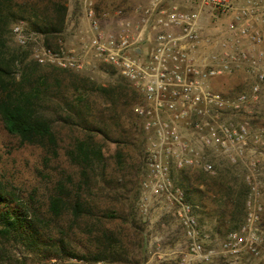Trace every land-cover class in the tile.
<instances>
[{
  "label": "rangeland",
  "instance_id": "rangeland-1",
  "mask_svg": "<svg viewBox=\"0 0 264 264\" xmlns=\"http://www.w3.org/2000/svg\"><path fill=\"white\" fill-rule=\"evenodd\" d=\"M64 1L68 11L65 29L59 36L60 47L57 52L53 53L45 49L42 37L22 21L11 26L8 48L28 53L26 61L33 60L42 66L71 70L88 77L100 86L107 87L126 82L115 67V71L111 73L112 68L102 66L104 62L95 57L93 53L88 52L87 43L90 32L85 16L87 9L85 0ZM146 3L147 0H95L93 6L96 15L108 14V17L102 19L104 27L114 29L116 25L113 18L114 9L126 10L128 17L134 20L133 22H137L130 11L135 6ZM16 26L20 29L17 33L14 31ZM72 58L77 60L78 68L69 66V61ZM243 71L245 79L240 84H235L231 90H226L225 86H220L221 88L217 89L219 83L223 85V80L218 81L220 76L211 80L210 84L214 90L224 91L233 96L248 92L253 78L249 77L245 70ZM239 79L241 76L237 78L235 75L234 80L238 81ZM60 95L72 102L77 99V94L71 92L70 88L63 87ZM57 102L54 100V104ZM138 102L139 97L132 101L128 97L126 101H121L122 104L113 106L95 93L87 95L83 108L84 113L90 129L103 131V134L94 136V141L102 147L106 164L102 175H99L98 172L96 175H88L90 176L89 186L82 184L84 178L80 175L78 167L71 164L67 157V151L73 148L77 139L87 137V132L85 133L74 124L67 126L58 120L57 116L61 113L54 104L50 103L52 108L47 109L49 111H44V114L54 121L53 125L58 138L56 155L47 153L38 146L20 144L16 137L5 130L0 120V185L20 200L29 202L41 214H47L49 197L56 192L58 183L65 185L66 190L70 191V195L73 197L78 192V188L83 185L80 194L92 205L95 215L82 221L79 226H73L68 232L69 240L77 255L88 254L94 250L95 235L104 227L113 231L127 246L130 257L138 261L128 264H264V250L260 258L247 254L239 259L218 255L211 261H201L191 256L184 229L165 197H153L142 190V183L147 179L148 136L139 128L140 122L132 112L133 105ZM55 108L56 113L53 111ZM221 120H230L234 123L246 121L250 126L251 133H257L263 129L264 88L259 94L258 100L248 103L243 112L223 113ZM180 130L184 139L195 141L197 134L192 129L181 123ZM253 146L255 147L253 154H248L243 161L236 163L230 162L217 149L203 147L200 149V153L205 160L212 164V172L196 167L189 168L191 170L187 173L191 178H196L201 174L207 181L222 174L234 191H238L242 185H246L248 190L244 197L245 214L242 223L237 228L246 221L249 213L247 202L250 200L251 188L247 176L254 177L255 183L264 196V144H253ZM118 150L124 156L121 166L117 164L116 152ZM181 170L171 167L173 186L183 192L185 201L192 206L198 221L200 237L203 239L204 235L208 236V238H204V245L218 248L219 243L231 232V227L229 224H222L218 221L219 213L222 210L220 206L213 203V197L211 198L209 194L201 196L200 192H192L195 184L190 185L189 182L193 183L194 179L188 182L180 172ZM196 188L206 192L203 186H196ZM217 190L215 189V191ZM131 203L133 206H130ZM110 209L117 210L121 218L113 220L106 218L105 211ZM227 209L228 207L224 210ZM129 212L135 215L138 230L122 219L127 217ZM259 216L260 226L264 232V205ZM69 224L70 217L67 214H63L61 218L54 219L52 222V226L55 228L67 229ZM85 225H93L94 232L87 233ZM137 242L143 245L142 250L137 247ZM11 252L14 255L11 264H61L68 260L52 258L40 261L34 256H27V254L21 256L22 252H18L14 248L11 249ZM24 256L25 259H23Z\"/></svg>",
  "mask_w": 264,
  "mask_h": 264
},
{
  "label": "built area",
  "instance_id": "built-area-1",
  "mask_svg": "<svg viewBox=\"0 0 264 264\" xmlns=\"http://www.w3.org/2000/svg\"><path fill=\"white\" fill-rule=\"evenodd\" d=\"M95 0H85L89 23L88 52L115 67L138 93L139 102L132 112L148 136L147 179L142 190L153 197H165L184 229L191 256L211 261L218 255L239 259L247 254L262 257L264 232L260 213L264 196L252 175L247 176L251 188L246 221L223 239L218 248L206 247L192 206L172 183L171 167L202 168L212 172V164L200 153L203 147L221 151L236 163L253 154V144H264V128L251 133L246 121L221 120L223 113L243 112L256 101L264 88V3L258 0H147L130 13L116 8L114 29L102 24L96 15ZM206 19L208 23H202ZM216 30L219 51L200 50L212 35L203 29ZM14 31H20L16 26ZM244 40L258 49H238ZM139 51V52H137ZM42 61V60H41ZM77 60L69 61L78 68ZM253 78L248 92L233 96L211 87V80L240 68ZM197 134L195 141L184 139L180 124ZM253 197V198H252ZM262 200V202H259ZM61 264L87 263L68 259Z\"/></svg>",
  "mask_w": 264,
  "mask_h": 264
},
{
  "label": "trees",
  "instance_id": "trees-1",
  "mask_svg": "<svg viewBox=\"0 0 264 264\" xmlns=\"http://www.w3.org/2000/svg\"><path fill=\"white\" fill-rule=\"evenodd\" d=\"M67 11L64 0H0V120L5 130L16 137L20 144L38 146L47 153L56 155L58 138L54 121L44 111H49L47 109L52 108L50 103L54 104V100H57L54 105L61 113L57 119L67 126L74 124L87 132V137L77 139L73 148L67 151V157L71 164L78 167L84 178L82 184L89 186L88 175H96V172L102 175L106 164L102 147L94 141V136L103 134V131L90 129L84 113L87 95L95 93L111 105L117 106L128 97L131 101L138 98V93L127 81L107 87L100 86L71 70L42 66L33 60L26 61L28 53L8 48L11 26L22 21L42 37L45 49L57 52L60 47L59 36L65 29ZM102 66L112 68L111 73L115 71L111 65L103 63ZM63 87L70 88L71 92L77 94L75 102L60 95ZM56 108L53 109L54 113ZM139 128L143 132L141 125ZM116 158L117 164L121 166L124 156L120 150L116 152ZM189 170L191 169L186 168L180 172L188 182L194 179L193 183L189 182L190 185L195 184L192 192L213 197V203L222 210L218 221L229 224L231 231L236 230L245 214L246 185L234 191L222 174L207 181L201 174L191 178L187 174ZM82 186L73 197L65 185L58 183L56 192L49 197L47 214H41L29 202L20 200L0 185V264H11L13 248L22 252L21 256L27 254L40 261L79 258L89 262L137 263V260L130 257L122 240L104 227L95 235L92 252L77 255L73 250L68 232L73 226H79L82 221L95 215L92 205L80 194ZM196 186H203L206 192ZM130 206H133L132 203ZM223 207L228 209L224 210ZM105 212L108 219L121 218L117 210ZM63 214L70 217L68 228L53 227L54 219L61 218ZM122 219L138 230L135 215L129 212ZM92 226L85 225L87 233L94 232ZM137 247L141 249L143 245L137 242ZM25 258L24 256L23 259Z\"/></svg>",
  "mask_w": 264,
  "mask_h": 264
},
{
  "label": "crops",
  "instance_id": "crops-1",
  "mask_svg": "<svg viewBox=\"0 0 264 264\" xmlns=\"http://www.w3.org/2000/svg\"><path fill=\"white\" fill-rule=\"evenodd\" d=\"M261 2L264 3V0H261ZM201 22L206 23V24L208 23V21L206 19H202ZM202 33L204 35H212L211 40L209 42H203L201 44L200 50H201L202 54L205 56L206 53L219 51V48L216 46L218 43V36L216 34L217 33L216 30L206 28V29L202 30ZM238 49H248L250 51L251 50L255 51L258 49V47L253 46V45L249 44L246 40H244L240 45L234 44V46H233L234 52H237ZM243 70H244V67H243V65H241L240 68H233L231 73L220 76V78H218V81L223 80V85H220V83H219L218 84L219 86H217V89H220L222 86L223 87L225 86V87H227L226 90H231V88H233V86L235 84H240L242 82V80L245 79V78H243V75L245 74V72ZM235 75L237 76V78H239V76H241V79H239L238 81H235L234 80ZM211 87L213 88L212 85H211Z\"/></svg>",
  "mask_w": 264,
  "mask_h": 264
},
{
  "label": "water",
  "instance_id": "water-1",
  "mask_svg": "<svg viewBox=\"0 0 264 264\" xmlns=\"http://www.w3.org/2000/svg\"><path fill=\"white\" fill-rule=\"evenodd\" d=\"M137 52H139V51H137Z\"/></svg>",
  "mask_w": 264,
  "mask_h": 264
}]
</instances>
